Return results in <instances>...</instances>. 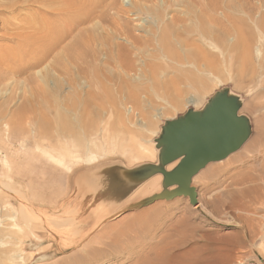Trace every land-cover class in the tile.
Returning a JSON list of instances; mask_svg holds the SVG:
<instances>
[{"label":"rangeland","instance_id":"374dc122","mask_svg":"<svg viewBox=\"0 0 264 264\" xmlns=\"http://www.w3.org/2000/svg\"><path fill=\"white\" fill-rule=\"evenodd\" d=\"M221 2L231 5L233 10L230 12L234 14L235 11L236 17H242L244 15L242 10L247 8V12L249 11L253 20V22L250 20L252 28H256L254 21L264 18V0H221ZM176 8L179 9V7ZM25 12L35 17L44 15L38 7L29 8ZM142 18L146 21L148 19L147 16ZM1 32L0 49H4L6 44L3 38L6 34ZM255 32H259L257 28ZM254 54L258 61L262 59L264 61V47L260 43L254 46ZM257 66L260 77L256 78L260 80L255 78V80L239 79L238 81L235 77L231 79L229 76L230 78H228V73H225L222 77L225 80L224 85L218 84L215 93L203 103V105L210 106L222 95L232 99L237 103L239 116L247 121L249 135L237 151L222 161L208 164L193 178L190 188L195 191L198 197L196 206L191 204L190 197L186 194L172 195L177 190H171L172 186L166 185L164 175L165 172L170 171L168 167L171 164H164L159 147L165 128L170 122L184 119L192 112L200 113L202 106L188 105L187 107L185 104L179 112L172 109L173 113L170 111L172 113L170 114L164 109L166 103L158 101V103L156 102L158 105L155 103L159 109L158 114H116L110 111L111 113L103 116L104 119H100L98 114L97 117L94 115L87 117L86 114H44V119L48 122L54 121L55 123V121L58 122L66 118L64 121L76 130L73 133H67L61 129V132H64L59 137L55 133L56 125L53 130H50L55 137H53L52 145H59L60 148L65 147L62 156L53 151V155L57 156L56 159L62 160L64 163H56L50 160V156L46 154L40 158L43 164L38 165L35 155L38 154V151L33 150L35 143L33 139L29 138L25 146L28 149L31 148L29 151L32 156L20 155L18 161L23 165L7 175L0 167V173L3 170L0 175L2 178H0V255L2 253L3 255L0 259L2 260L4 257L3 259L7 260L13 255L15 256V253L12 254L7 248L14 241H18V243L22 241L27 249L20 259L23 260L25 257L26 264H152L153 262L162 264L161 260L166 258L167 252L171 255L181 251L185 252L182 259L186 261L182 262L180 259L178 262H170L171 264H187L189 260L192 263L194 257L196 259L192 264L200 259L201 263L197 261V264H264V110L261 109H264V72H262L264 68L259 64ZM27 75L23 77H27ZM17 79L20 82L23 81L21 78ZM66 93L67 91H64L62 97H65ZM2 100L3 102L0 104L6 101V99H0V101ZM20 104V101L16 99L8 109L14 110ZM127 108L125 109L127 110ZM15 115L17 114H0V139L5 130L3 127L8 122H14ZM41 115L29 114L28 117L32 122L31 124H29L30 122L26 123V120L21 122V130L25 129L28 132L35 128V123ZM57 118L59 119L56 120ZM79 118L82 121H86L87 118L92 120L96 118L94 121L97 134L94 132L95 134L88 139L95 145V142L98 143V141H102V144L100 147L92 145L94 159L91 162L82 160L81 157L85 158L86 153L78 150L84 141L83 137L87 138L88 134L81 132L80 126L76 124V119L79 120ZM150 126L153 129L149 128ZM102 128L108 129L106 134L101 130ZM127 131L129 135L126 134ZM125 136L128 139L127 143L125 142L127 146L124 145L125 147L121 148L119 141ZM131 137L133 140L130 142ZM17 141V138L13 139L16 147L19 145ZM152 145L155 146L156 155H153V158H143V156L148 157V154L142 153L141 150L145 151L144 147ZM135 146L137 147L135 148ZM3 149V145L0 143V152H4ZM126 151L129 154H126ZM243 154H245L243 159L236 162L237 157ZM212 167H218V170L210 175L206 174ZM4 176L5 181H3ZM156 179L159 183H157V187L149 189L150 183L148 182ZM4 182H9L8 185L14 186L16 189L20 187V190L27 193L31 209L38 215H45L46 218L48 216L46 226L58 225L59 229L65 231L66 236L58 235V239L55 241L49 238L48 230L42 227V229L36 230L38 233H43L42 237L37 238L40 243L38 242V246L33 245L30 235L25 231L27 220L22 216L23 211L19 205L18 195L13 190L8 189L7 191V188L3 186ZM7 204L9 205L7 206ZM84 208L85 211H83ZM89 212L100 213L102 219L91 221L92 224L81 227L89 221L88 218L86 219ZM84 214L85 216H83ZM83 218L86 220L84 221ZM38 223L34 220V227H38ZM73 226L75 229L71 228ZM19 228L24 231L17 230ZM183 239L185 243L182 242ZM64 241L69 245L68 250L64 247ZM75 243L78 244L75 246ZM175 243L179 244L175 246ZM109 244L110 247L107 246ZM32 245L33 247H31ZM167 245L171 246L170 248L174 245L175 249L170 250ZM60 249L62 251H59ZM108 249L109 251H107ZM110 249L118 252H113ZM188 250L189 253L194 251V254L188 255ZM16 255L19 256L17 253ZM157 256L159 259H156ZM39 258H43V260L40 261ZM10 262L8 259L7 263ZM164 263L170 264L166 259L163 260Z\"/></svg>","mask_w":264,"mask_h":264},{"label":"bare ground","instance_id":"6f19581e","mask_svg":"<svg viewBox=\"0 0 264 264\" xmlns=\"http://www.w3.org/2000/svg\"><path fill=\"white\" fill-rule=\"evenodd\" d=\"M225 4L221 0H0V32L3 31L6 34L3 38L6 47L0 49V99H6V101L0 104V114H17L14 122L5 124L3 127L5 130L0 139L4 148V152H0V167L3 168L4 174L15 172L17 167L23 165L18 161L20 155L32 156L29 151L31 148L28 149L25 146L29 138L35 143L33 150L38 151V154H35L38 165L43 164L40 158L46 154L50 156V160L59 164L64 163L56 159L57 156L53 155V151L62 156L65 147L52 145L54 136L50 130H53L56 125L55 133L59 137L64 132H61V129L67 133H73L76 129L71 128L64 121L66 118L59 120V123L48 122L44 119V114H86L87 117L98 114L100 119L111 113L110 111L116 114H158V101L166 103L164 109L170 114L173 113L172 109L179 112L185 104L187 107L188 105L202 106L200 113L204 114L209 107L207 104L203 105L204 101L215 93L218 84L225 83L222 79L225 73H228V78L235 77L238 81L239 79L255 80L256 77H260L257 64L264 68V61L263 59L258 61L255 58L254 46L260 43L264 47V18L254 21L259 31L256 33V28L250 26L252 19L247 8L242 10L244 14L242 17H236L235 11L234 14L230 12L233 10L231 5ZM36 7L43 11L44 15L40 14L42 17H35L25 12L29 8ZM180 7L185 9L182 8V10ZM143 16H147V21L142 18ZM25 75L27 77H23ZM17 78L23 81L20 82ZM64 91L67 93L65 97H62ZM16 99L20 101V106L9 110V106ZM234 105L237 107L236 102ZM162 111L164 113V110ZM27 114H42L35 123V128L28 132L20 128L24 120L31 124L32 120ZM94 120L76 119L80 131L89 134L87 138L81 136L84 141L78 150L86 153V157H80L90 162L94 159L92 145L95 144L88 138L96 133ZM101 130L106 134L108 129ZM14 138L18 140V147L13 142ZM132 140L133 137L129 139L130 142ZM127 141L125 136L119 141L120 147L127 146L125 144ZM95 143L100 147L102 141ZM159 148L164 155L167 146L161 145ZM144 149L145 151H141L148 154V157L143 156V158H153L152 156L157 153L154 145ZM247 152L250 151L247 150ZM244 156L245 154L237 157L235 161H240ZM181 160L182 158L170 163L168 172L178 166ZM217 170L218 167H212L206 174L210 175ZM196 176L197 174L193 178ZM9 178L8 181H10ZM148 183H150L149 189H155L158 179ZM8 184L9 182H4L3 186L7 188V191L13 190L18 195L16 197L22 207V216L27 220L25 231L30 235L33 245L38 246L37 238L42 237L43 233H38L36 230L42 227L48 230L49 238L55 241L58 235H65V231L59 229L58 225L46 226L48 216L46 218L45 215L35 213L28 203L27 193L20 190V187L16 189ZM171 188L169 189L177 190L172 195L181 192V187L178 185ZM145 189L142 190L145 191ZM144 193L141 194L144 195ZM85 210L84 208L83 211ZM87 215L86 219L88 218L89 221L84 226L79 222L81 227L92 224L91 221L102 219L100 213L89 212ZM86 219L83 218L84 221ZM34 220L39 222L38 227H34ZM184 239L183 243H185ZM14 242L11 246L9 245L10 247L7 246L9 252L15 253V256L8 258L9 261L12 264H26L25 257L23 260L20 259L27 249L25 244L22 241ZM76 244L78 243L74 245ZM176 244L179 243H175V246ZM107 246L110 247V244ZM173 246L170 248L171 246L167 245L170 250L175 249ZM64 247L69 249L66 241H64ZM110 250L118 252L114 249ZM112 251L110 252L113 253ZM193 252L187 251L188 255ZM168 254L167 252L164 258L167 263L178 262L180 259L182 262L186 261L182 259L185 252ZM3 258L0 259L1 264H8V259ZM43 258H39L40 261ZM195 259L196 257L192 263ZM163 260H161L162 264ZM189 261L187 264L191 263ZM199 261L201 263V259ZM153 263L156 264V262Z\"/></svg>","mask_w":264,"mask_h":264},{"label":"water","instance_id":"95a60500","mask_svg":"<svg viewBox=\"0 0 264 264\" xmlns=\"http://www.w3.org/2000/svg\"><path fill=\"white\" fill-rule=\"evenodd\" d=\"M235 102L221 96L211 103L204 114L192 112L184 119L172 121L165 128L161 145H166L165 164L182 158L171 172H165V183L178 185L198 204V197L190 188L192 178L208 164L226 159L237 151L249 135L247 121L238 115Z\"/></svg>","mask_w":264,"mask_h":264}]
</instances>
